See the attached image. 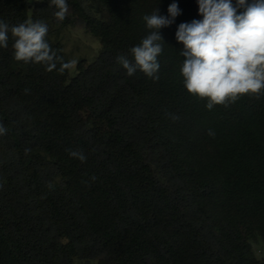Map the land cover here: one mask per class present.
Instances as JSON below:
<instances>
[{
  "label": "trees",
  "instance_id": "1",
  "mask_svg": "<svg viewBox=\"0 0 264 264\" xmlns=\"http://www.w3.org/2000/svg\"><path fill=\"white\" fill-rule=\"evenodd\" d=\"M173 2L159 79L128 76L117 56L132 59L143 16ZM67 3L58 22L50 0H0L10 25L44 21L65 62V27L101 41L73 75L15 61L11 38L0 48V264H264L252 251L264 242V95L209 111L184 89L175 32L202 18L197 0Z\"/></svg>",
  "mask_w": 264,
  "mask_h": 264
},
{
  "label": "clouds",
  "instance_id": "2",
  "mask_svg": "<svg viewBox=\"0 0 264 264\" xmlns=\"http://www.w3.org/2000/svg\"><path fill=\"white\" fill-rule=\"evenodd\" d=\"M58 22L69 12L67 0H50ZM201 19L182 22L175 38L183 45L184 57L180 67L184 89L194 97L206 100V109L215 105L228 107L245 95L259 99L264 95V0H197ZM168 15H161L158 7L143 16L149 33L139 44L129 49L132 59L117 56V62L128 76L137 71L158 80V57L163 52L164 40L160 30L171 26L181 10L177 3L168 6ZM48 26L42 20H25L10 25L0 19V48H8L13 40V58L25 64H39L47 72L63 74L76 65V60L65 62L47 41ZM59 64V67H58ZM25 93L29 90L25 89ZM172 119L178 120V116ZM8 129L0 122V136ZM209 135L214 133L209 130ZM70 157L86 162L82 150L67 149ZM95 180V177H92Z\"/></svg>",
  "mask_w": 264,
  "mask_h": 264
},
{
  "label": "rangeland",
  "instance_id": "3",
  "mask_svg": "<svg viewBox=\"0 0 264 264\" xmlns=\"http://www.w3.org/2000/svg\"><path fill=\"white\" fill-rule=\"evenodd\" d=\"M34 1V0H31ZM90 12L100 18H107V11L99 3L88 1L86 3ZM58 39L63 43L64 53L69 60L78 61L80 58H87L93 60L101 50V41L99 38L91 34L82 26L71 25L65 27ZM76 72V65L70 69L71 75ZM253 254L259 258L264 259V242L261 238L252 241ZM75 264H81L77 259Z\"/></svg>",
  "mask_w": 264,
  "mask_h": 264
}]
</instances>
